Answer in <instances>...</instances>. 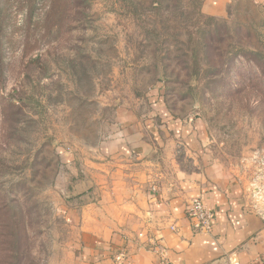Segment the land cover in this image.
<instances>
[{"label": "rangeland", "instance_id": "rangeland-1", "mask_svg": "<svg viewBox=\"0 0 264 264\" xmlns=\"http://www.w3.org/2000/svg\"><path fill=\"white\" fill-rule=\"evenodd\" d=\"M160 1L0 0V264H69L100 142L161 105L185 134L163 173L206 167L264 215V0Z\"/></svg>", "mask_w": 264, "mask_h": 264}, {"label": "crops", "instance_id": "crops-1", "mask_svg": "<svg viewBox=\"0 0 264 264\" xmlns=\"http://www.w3.org/2000/svg\"><path fill=\"white\" fill-rule=\"evenodd\" d=\"M227 1L206 0L203 10L223 15ZM157 110L156 123L118 120L100 142L98 157L111 175L88 184L99 187V195L67 212L77 234L69 264H117L118 253L124 264H264V215L238 181L206 167H174L170 178L163 173L172 145L185 134L162 105ZM194 198L211 211L208 231L192 226Z\"/></svg>", "mask_w": 264, "mask_h": 264}, {"label": "built area", "instance_id": "built-area-1", "mask_svg": "<svg viewBox=\"0 0 264 264\" xmlns=\"http://www.w3.org/2000/svg\"><path fill=\"white\" fill-rule=\"evenodd\" d=\"M189 218L192 222V226L195 230L208 231L212 225L211 211L204 205L199 198H194L190 202L188 209ZM117 264H124L125 257L122 253H118L114 256ZM233 261H235L233 259Z\"/></svg>", "mask_w": 264, "mask_h": 264}, {"label": "trees", "instance_id": "trees-1", "mask_svg": "<svg viewBox=\"0 0 264 264\" xmlns=\"http://www.w3.org/2000/svg\"><path fill=\"white\" fill-rule=\"evenodd\" d=\"M161 1L159 0V3H160ZM135 2H134V0H131V4H134ZM22 219V218H21ZM4 251V250H3ZM5 252V251H4ZM11 264H19V262L18 261H14V262H12Z\"/></svg>", "mask_w": 264, "mask_h": 264}]
</instances>
